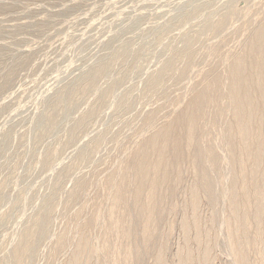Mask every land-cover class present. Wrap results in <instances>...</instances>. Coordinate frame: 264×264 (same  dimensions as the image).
I'll list each match as a JSON object with an SVG mask.
<instances>
[{
    "label": "rangeland",
    "instance_id": "374dc122",
    "mask_svg": "<svg viewBox=\"0 0 264 264\" xmlns=\"http://www.w3.org/2000/svg\"><path fill=\"white\" fill-rule=\"evenodd\" d=\"M263 22L264 0H0V264H155L164 242V264L188 263L187 246L202 264L203 245L210 264H237L230 192L253 164L231 162L229 70ZM165 126L172 171L145 233L137 168ZM261 195L236 203L246 264H264V213L249 216Z\"/></svg>",
    "mask_w": 264,
    "mask_h": 264
},
{
    "label": "bare ground",
    "instance_id": "6f19581e",
    "mask_svg": "<svg viewBox=\"0 0 264 264\" xmlns=\"http://www.w3.org/2000/svg\"><path fill=\"white\" fill-rule=\"evenodd\" d=\"M246 45H247L246 47L248 48H245L246 50L243 49L242 52L243 54L241 53L240 55L237 56V58L232 62V65L230 66V70H229V73L231 75V87L229 88L230 89L229 91L231 95L230 106H231L232 114L230 113L231 120L228 123V131H231L230 134H233L234 136L231 137H233V139L236 140H235V144L230 142L231 144L229 145L228 150L232 151L235 146L240 147L239 148L240 153L235 157L234 155H232L231 157L233 158L231 159L232 160L231 162L236 163V162H241L243 160H251L252 162L251 164H253L252 168L249 169L248 173H244L243 175H240L241 173H239L240 177L244 179L242 180L243 182L241 183V190H240L241 192H237L235 189L233 190V188L232 191L230 190L231 191L230 195L235 201L234 202L232 200L234 203V209H232V211L235 212L234 215L233 214L232 215L234 216L236 226L233 231L234 234L233 236H231V242L229 244V247H230V252L232 256L235 258L237 264H246L247 261L245 260L247 257H245L246 255L245 253L247 252V250L245 252L246 249L245 246L247 247V244L249 243V237L247 234L249 229V226L247 224L248 214L245 208L243 211L241 210L242 212H240L239 210L240 208H238V206L236 205L237 201L239 200L238 196L239 194H242V201H243V194L244 197L249 196L250 193L255 195V197L259 198L264 187V130H263L264 129V22L252 34L249 40V45L248 44ZM189 104L187 105L185 110L182 111V123L184 126L183 132H184V136H186L184 137L186 138V140L184 141V144L186 142L185 146L186 145L191 146L193 143L196 142V140H194L196 138L194 135L197 134L196 133L198 131L197 128L199 129L198 124L200 125L199 119L201 117L199 112L195 111L193 109L194 107H191V105ZM178 124L181 125V122L177 123V125ZM159 129L157 130V132L155 131V133L149 140L152 149L149 150V152L147 151L146 153H143L141 155L140 164L137 168L138 170L137 174L139 178L136 185V194L134 197V203L139 209L147 212L146 215L144 214L145 219L143 218L144 219L143 230L145 233L148 232V221L154 215V211L156 208L155 197L159 184L167 180V178L170 175V171H172L169 167L167 168V166H164L163 164L165 143L173 139L172 133L170 131L171 127L165 126L160 130ZM157 142H161L164 144H162L161 147H156L155 145ZM205 181L204 182L206 183V188L209 189L210 184L207 178H205ZM233 182L234 181H232V183ZM201 184L202 183L197 182L194 186H192V195L191 194L189 195L191 196L190 198L191 205L193 206L192 211L193 209L196 211V209L198 208L197 206L198 192ZM143 194L145 195L146 199H141ZM119 195H116V197L114 196L115 200H119ZM244 201L245 203L243 204L245 207V205H248L247 198L246 200L244 199ZM253 211H254L253 213L251 212L252 215L249 216H252L254 219H258V218L260 219V216L264 213V206H262L261 203L257 205ZM183 224H184L183 227L186 228L187 222L185 221ZM193 227H197V226H193ZM259 235L260 238L264 237V224H263V229H261V232L258 233V237ZM198 241L200 242L199 238ZM203 246L204 248L203 251L201 252L202 256H200L202 257L201 263L210 264L211 246L209 245H203ZM85 247H87L86 243L83 244L82 242L79 243L78 247L76 248H78L79 249L78 252L81 253L83 252L84 249H86ZM165 248H166L165 242L159 245L158 255H157L158 257L155 260L156 261L155 264H164L163 253H165ZM182 252L181 253L184 254V256L186 257V258L184 257V259L189 261L188 263H186L187 261L184 260V262L186 261L185 262L186 264H191V262H193L192 250L187 246L184 248V251ZM74 255H76V253ZM73 257H74L73 259L75 258L77 259L78 255H76V257L75 256Z\"/></svg>",
    "mask_w": 264,
    "mask_h": 264
}]
</instances>
